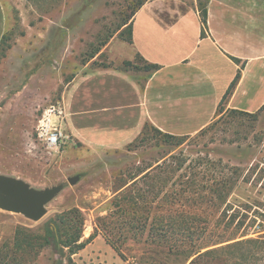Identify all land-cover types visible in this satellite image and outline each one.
<instances>
[{
  "label": "rangeland",
  "instance_id": "obj_1",
  "mask_svg": "<svg viewBox=\"0 0 264 264\" xmlns=\"http://www.w3.org/2000/svg\"><path fill=\"white\" fill-rule=\"evenodd\" d=\"M145 1L3 0L0 175L62 188L37 222L0 209V264H264V107L255 116L221 107L177 140L147 125L120 148L93 150L68 135L51 156L38 141L43 110L63 106L76 76L114 70L143 84L150 71L131 55L126 27ZM71 209L83 220L79 243L98 240L61 258L43 230Z\"/></svg>",
  "mask_w": 264,
  "mask_h": 264
},
{
  "label": "crops",
  "instance_id": "obj_2",
  "mask_svg": "<svg viewBox=\"0 0 264 264\" xmlns=\"http://www.w3.org/2000/svg\"><path fill=\"white\" fill-rule=\"evenodd\" d=\"M128 24L131 55L157 69L142 85L114 70L76 76L61 124L74 142L93 150L120 148L145 123L163 134L194 136L216 119L238 74L221 107L254 114L264 106V0H208L203 9L179 0H147ZM6 30L0 0V43ZM140 176L119 191L135 186Z\"/></svg>",
  "mask_w": 264,
  "mask_h": 264
},
{
  "label": "trees",
  "instance_id": "obj_3",
  "mask_svg": "<svg viewBox=\"0 0 264 264\" xmlns=\"http://www.w3.org/2000/svg\"><path fill=\"white\" fill-rule=\"evenodd\" d=\"M207 2H208V0H204L203 2H198V5H196V7L198 9H203L206 7ZM142 4L143 3H140L138 7H140ZM138 7H136V8H138ZM126 28H127V33H128V43H130V32H131L130 25L128 24ZM0 45H1V43H0ZM140 60L142 61V59H140ZM128 64L129 63H126V65H128ZM144 69L146 71H150V73H151V72L155 71L157 69V67L155 65L147 64L144 62ZM238 77H239V74L236 75V77L234 78V80L231 82L230 86L226 90L225 94L223 95L222 100L220 101V104H219L220 108H221V104L223 103V101L231 94V91H232L235 83L237 82ZM220 108L218 109V111L220 110ZM229 112H231L233 114L249 115V116H255V114L258 113V112H256L254 114H248V113H244V112H240V111H234V110H231ZM147 125H148L147 123L144 124V126H147ZM150 128L153 132L157 133L158 135L162 136L163 138H165L167 140H177V139H181V138H186V137H176V136H172V135H168V134H163L151 126H150ZM73 218L76 221L73 222ZM61 225H62V227H60ZM69 226H70V228H69ZM72 226L73 227L75 226V228H74L75 233L70 235L68 232L71 230ZM82 226H83V220L81 217V213L79 212L78 209H71L69 211L61 213L57 217L56 220H52L51 222H49L43 230L42 238L44 240V243L46 245H49L52 248L53 253L62 258L63 257V250L65 248H67L69 250V252L75 253L76 251L83 249L89 242H91L96 237V232H95L94 234H92L89 237L88 240H86L85 242L79 243V240L81 238ZM199 256H201V254H199L198 257ZM194 260L195 259H193L191 261V263L194 262ZM61 262L62 261L60 259L59 264H62Z\"/></svg>",
  "mask_w": 264,
  "mask_h": 264
},
{
  "label": "water",
  "instance_id": "obj_4",
  "mask_svg": "<svg viewBox=\"0 0 264 264\" xmlns=\"http://www.w3.org/2000/svg\"><path fill=\"white\" fill-rule=\"evenodd\" d=\"M79 176L69 178V184H75ZM61 185L44 190H35L27 183L0 175V209L19 213L25 218L37 222L44 215V206L61 190Z\"/></svg>",
  "mask_w": 264,
  "mask_h": 264
},
{
  "label": "built area",
  "instance_id": "obj_5",
  "mask_svg": "<svg viewBox=\"0 0 264 264\" xmlns=\"http://www.w3.org/2000/svg\"><path fill=\"white\" fill-rule=\"evenodd\" d=\"M64 108L60 104L46 107L37 123V138L48 155L57 154L69 137L61 128Z\"/></svg>",
  "mask_w": 264,
  "mask_h": 264
}]
</instances>
